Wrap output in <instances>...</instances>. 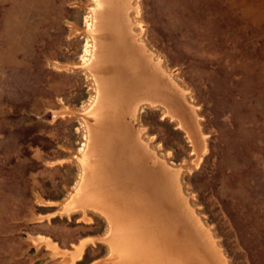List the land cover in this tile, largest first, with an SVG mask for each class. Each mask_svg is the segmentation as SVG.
<instances>
[{"label":"rangeland","instance_id":"obj_1","mask_svg":"<svg viewBox=\"0 0 264 264\" xmlns=\"http://www.w3.org/2000/svg\"><path fill=\"white\" fill-rule=\"evenodd\" d=\"M99 2L0 0V264H126L108 220L76 205L99 100L88 68ZM130 9L137 44L199 130L142 100V149L178 171L180 196L223 264L264 263V0Z\"/></svg>","mask_w":264,"mask_h":264},{"label":"bare ground","instance_id":"obj_2","mask_svg":"<svg viewBox=\"0 0 264 264\" xmlns=\"http://www.w3.org/2000/svg\"><path fill=\"white\" fill-rule=\"evenodd\" d=\"M96 9L90 34L95 49L88 51L92 55L88 68L95 76L99 100L89 115L90 142L76 205L108 220V240L119 262L168 264L175 259L176 264H223L180 196L178 171L151 162L134 126L138 102L156 101L182 116L197 137L193 111L178 92L172 94L157 61L137 44L127 20L130 0H100Z\"/></svg>","mask_w":264,"mask_h":264},{"label":"trees","instance_id":"obj_3","mask_svg":"<svg viewBox=\"0 0 264 264\" xmlns=\"http://www.w3.org/2000/svg\"><path fill=\"white\" fill-rule=\"evenodd\" d=\"M260 264H264V263H260Z\"/></svg>","mask_w":264,"mask_h":264}]
</instances>
